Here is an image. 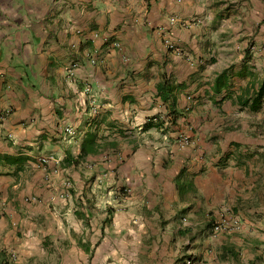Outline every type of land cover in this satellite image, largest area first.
Segmentation results:
<instances>
[{
    "label": "crops",
    "instance_id": "crops-1",
    "mask_svg": "<svg viewBox=\"0 0 264 264\" xmlns=\"http://www.w3.org/2000/svg\"><path fill=\"white\" fill-rule=\"evenodd\" d=\"M263 85L264 0H0V264H264Z\"/></svg>",
    "mask_w": 264,
    "mask_h": 264
},
{
    "label": "built area",
    "instance_id": "built-area-1",
    "mask_svg": "<svg viewBox=\"0 0 264 264\" xmlns=\"http://www.w3.org/2000/svg\"><path fill=\"white\" fill-rule=\"evenodd\" d=\"M73 67H77V65H75ZM69 71H70L69 75L73 76L74 70L70 69ZM66 131L69 134L74 133L73 128L70 126H68L66 128ZM182 143L183 144H190L191 141L189 138L183 137ZM240 228H241V222L239 220H231V221L222 220V221L217 222L216 224H214L212 226V234L215 236V235H218L220 233L238 232L240 230ZM18 263H19L18 254L14 251H8L6 253V264H18ZM181 264H201V263L196 256L188 255L181 260Z\"/></svg>",
    "mask_w": 264,
    "mask_h": 264
},
{
    "label": "trees",
    "instance_id": "trees-1",
    "mask_svg": "<svg viewBox=\"0 0 264 264\" xmlns=\"http://www.w3.org/2000/svg\"><path fill=\"white\" fill-rule=\"evenodd\" d=\"M263 90H264V85L261 87L259 95L262 94ZM106 145L108 146V144H105L104 146ZM100 147L101 144L99 143L96 134L90 132L86 135V137L83 139L81 143V149L78 158L81 159L90 154H95Z\"/></svg>",
    "mask_w": 264,
    "mask_h": 264
},
{
    "label": "rangeland",
    "instance_id": "rangeland-1",
    "mask_svg": "<svg viewBox=\"0 0 264 264\" xmlns=\"http://www.w3.org/2000/svg\"><path fill=\"white\" fill-rule=\"evenodd\" d=\"M93 108H94V109L92 110V112L94 113L95 107H93ZM67 185H68V184H67ZM223 220L231 221V219H223ZM241 228H242V223H241ZM241 228H240V230H241ZM240 230H239V231H240ZM239 231H238V232H239ZM232 233H234V232H232Z\"/></svg>",
    "mask_w": 264,
    "mask_h": 264
}]
</instances>
